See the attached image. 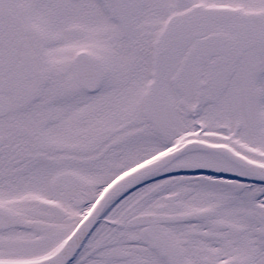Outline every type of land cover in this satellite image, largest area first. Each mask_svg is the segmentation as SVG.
Listing matches in <instances>:
<instances>
[{"label":"snow or ice","instance_id":"snow-or-ice-1","mask_svg":"<svg viewBox=\"0 0 264 264\" xmlns=\"http://www.w3.org/2000/svg\"><path fill=\"white\" fill-rule=\"evenodd\" d=\"M0 264H264V0H0Z\"/></svg>","mask_w":264,"mask_h":264}]
</instances>
